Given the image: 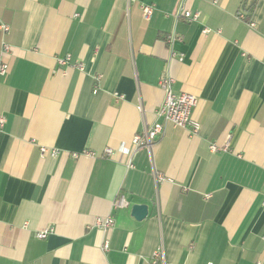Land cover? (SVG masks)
Segmentation results:
<instances>
[{
  "label": "crops",
  "instance_id": "crops-1",
  "mask_svg": "<svg viewBox=\"0 0 264 264\" xmlns=\"http://www.w3.org/2000/svg\"><path fill=\"white\" fill-rule=\"evenodd\" d=\"M2 23L0 264H264V0H0ZM164 75L199 133L132 156Z\"/></svg>",
  "mask_w": 264,
  "mask_h": 264
},
{
  "label": "built area",
  "instance_id": "built-area-1",
  "mask_svg": "<svg viewBox=\"0 0 264 264\" xmlns=\"http://www.w3.org/2000/svg\"><path fill=\"white\" fill-rule=\"evenodd\" d=\"M184 5L182 6V10H184ZM141 10L143 13V17L145 20H149L153 14V7L148 5H142ZM184 16L188 21H196L199 18L198 14H192L190 12L185 11ZM244 15H240L241 20H245ZM250 26H254L253 23H249ZM10 27L6 23H2L0 25V33L2 36L1 41V53H0V77L6 76L9 72V68L7 64L5 63L3 59V55L10 54L11 52V45L5 40L6 35L9 33ZM169 41H172V38L169 39ZM70 62V58H66L64 60H61V64H68ZM80 70H83V65L79 64L76 65ZM100 79V77L98 78ZM173 83L174 80L168 76L164 75L160 80V86L165 92V97L162 105L157 109L156 115L158 118L162 119L163 123L155 122L153 124H147L145 123L143 129L140 133L135 135V137L132 139L131 142V150L129 151L131 155L133 156L135 153H137L139 150H146L150 157H152V151L154 145L159 142L165 132V127L167 125H170L175 128H190L191 132L193 134L199 133L200 125L199 123L192 120V112L193 109L197 105V98L193 95L186 94V93H180L176 94L173 91ZM97 93V91H96ZM139 109L144 114L142 105L139 106ZM5 122L4 117L0 116V128L3 126ZM229 146L225 147H219L217 143H211L209 145V150L212 153H216L220 150L227 151ZM42 155H50L52 157L57 156V152L54 150H48L46 148H41ZM85 155L90 157H95L96 154L93 152H86ZM113 155L112 149H106L105 155L106 157H110ZM75 158H78L79 155L75 154ZM129 166H132V162L130 161ZM157 182L162 181L161 177H156ZM264 204V203H263ZM128 205L126 199L124 196H121L115 203V207H126ZM96 226L103 229L104 231L111 232L115 228V220L112 216H108L104 219L98 218L96 220ZM47 232L39 233L38 237L40 239H45L47 237ZM264 239V237H263ZM110 248V242L109 240L105 241L103 245V250L107 252ZM163 254L158 252L153 255L152 264H165L163 262Z\"/></svg>",
  "mask_w": 264,
  "mask_h": 264
},
{
  "label": "water",
  "instance_id": "water-1",
  "mask_svg": "<svg viewBox=\"0 0 264 264\" xmlns=\"http://www.w3.org/2000/svg\"><path fill=\"white\" fill-rule=\"evenodd\" d=\"M132 215L136 220L142 221L148 216V207L146 205H133Z\"/></svg>",
  "mask_w": 264,
  "mask_h": 264
}]
</instances>
